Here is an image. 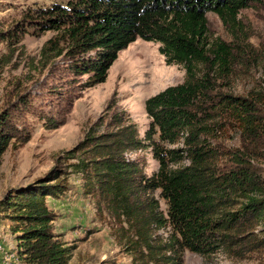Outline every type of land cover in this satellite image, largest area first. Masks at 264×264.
<instances>
[{"label":"trees","instance_id":"16d2710c","mask_svg":"<svg viewBox=\"0 0 264 264\" xmlns=\"http://www.w3.org/2000/svg\"><path fill=\"white\" fill-rule=\"evenodd\" d=\"M254 3L264 0H67L27 15L34 30L54 33L40 51L42 67L63 58L54 72L76 77L69 79L70 91L54 90L61 106L43 118L47 130L65 124L80 91L104 83L118 54L137 39L158 43L167 63L183 66L185 75L145 101L150 124L142 139L111 102L107 115L65 152L64 159L74 163L60 161L44 178L0 200L19 264L69 263L71 247L55 234L56 215L47 205V199L66 192L63 167L81 176L85 196L123 220L133 264H182L185 251L237 260L264 253V90L221 92L235 55L230 45H209L206 38L208 13L232 27L239 12ZM24 26L20 23L21 32ZM84 76L85 82L77 83ZM33 112L27 100L0 112V164L9 147L30 141L26 116ZM232 134L236 146L227 145ZM147 148L158 163L149 178L125 157ZM155 191L166 204L165 214ZM159 229L170 230L165 242L155 235Z\"/></svg>","mask_w":264,"mask_h":264},{"label":"rangeland","instance_id":"374dc122","mask_svg":"<svg viewBox=\"0 0 264 264\" xmlns=\"http://www.w3.org/2000/svg\"><path fill=\"white\" fill-rule=\"evenodd\" d=\"M66 1L0 0V36H3V39L0 37V112L15 109L21 100H27L34 111L26 116L32 128L30 141L18 148L9 147L2 156L0 200L8 192L44 178L54 167L74 163V160L64 159L65 152L85 138L99 117L107 115L106 109L111 102L116 111L129 116L142 139L150 124L144 110L145 101L184 79L183 66L167 63L158 43L137 39L118 54L104 83L80 91L63 126L56 130L45 129L43 118L54 116L61 106V95L56 94L70 91L69 87L74 85L68 83L69 79L76 77L54 72L55 67L62 66L63 58L47 68L42 67L40 51L54 33L34 30L25 20L38 8ZM206 17L208 44L224 42L231 46L235 55L232 76L228 82L220 83V91L246 95L251 90H264V3H254L241 10L232 27L223 24L214 13ZM22 22L24 32L20 30ZM77 79V83L83 84L86 76ZM55 89L58 92L54 95ZM231 137L227 145L236 146V135ZM125 157L137 161L148 178L158 170L150 148L129 151ZM186 164H178L175 168ZM61 169L65 170L66 192L59 199H47V205L56 215L55 234L71 247L68 264H133L123 220L94 198L84 195L80 175L68 167ZM153 195L165 214L166 204L159 197V191ZM11 226L9 220L0 215V264H19ZM169 234V229H159L155 233L164 242ZM182 264H264V253L237 260L223 253L203 258L185 251Z\"/></svg>","mask_w":264,"mask_h":264}]
</instances>
